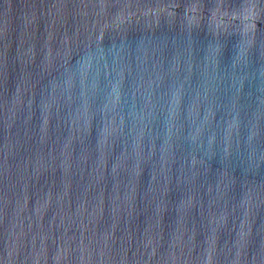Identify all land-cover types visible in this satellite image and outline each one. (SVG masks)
I'll use <instances>...</instances> for the list:
<instances>
[{
  "label": "water",
  "instance_id": "water-1",
  "mask_svg": "<svg viewBox=\"0 0 264 264\" xmlns=\"http://www.w3.org/2000/svg\"><path fill=\"white\" fill-rule=\"evenodd\" d=\"M0 264H264V0H0Z\"/></svg>",
  "mask_w": 264,
  "mask_h": 264
}]
</instances>
